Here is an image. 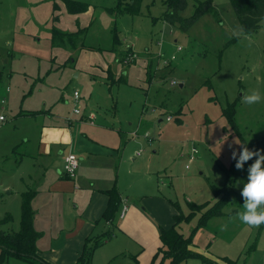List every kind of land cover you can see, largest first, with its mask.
I'll list each match as a JSON object with an SVG mask.
<instances>
[{
  "label": "rangeland",
  "instance_id": "rangeland-1",
  "mask_svg": "<svg viewBox=\"0 0 264 264\" xmlns=\"http://www.w3.org/2000/svg\"><path fill=\"white\" fill-rule=\"evenodd\" d=\"M70 1L86 4L87 10L68 13L64 0H0V97L6 93V106L0 107L6 117L0 125V162L4 166L0 168V231L19 228V170L12 163L20 155L15 141L37 135L48 116L41 112L44 108L53 111L57 104L60 115L69 114L73 91L87 100L93 87L98 95L97 101L91 100L96 104L93 112L101 118L117 116L134 131L132 148L140 150L137 163L167 172L164 191L171 203H177L184 215L190 212L188 202L203 205L180 226L195 254L178 264H264V224L250 227L235 218L243 210L241 190L252 163L245 161L244 169L237 170L231 158L232 148L240 147L234 140L251 149L264 135V100L248 105L242 99L253 90L264 96V18L254 32L245 29L252 39L249 44L230 38L231 29L241 23L229 0H212V10L185 32L162 21L164 0H142L137 14L116 13L117 0ZM186 1L183 17L191 16L194 8L193 0ZM121 2L124 5L128 0ZM55 28L83 33L75 44L68 47L67 42L63 47L51 41ZM178 45L181 50H176ZM87 47L101 50L82 52ZM129 55L133 59L125 64ZM82 56L93 61L101 56L103 61L115 58L117 68L140 67L149 57L158 61L151 82L145 79L140 87L134 73L126 69L125 75L121 71L112 74L109 69L110 83H98L97 77L91 83L82 69L77 76L80 67L76 60ZM24 109L32 114L21 115ZM118 121L112 123L107 117L110 125L106 126L116 127ZM104 136L109 141L116 137L109 132ZM191 146L198 150L195 159L185 155ZM224 194L228 200L221 214L204 218L200 224L203 214ZM49 215L46 220L38 216L46 230L37 240V248L45 253L54 245L46 236L54 235L59 227L54 209ZM2 250L0 247V264H31ZM110 264L135 263L132 258L122 261L116 256Z\"/></svg>",
  "mask_w": 264,
  "mask_h": 264
},
{
  "label": "crops",
  "instance_id": "crops-1",
  "mask_svg": "<svg viewBox=\"0 0 264 264\" xmlns=\"http://www.w3.org/2000/svg\"><path fill=\"white\" fill-rule=\"evenodd\" d=\"M99 50L100 47H87L82 52L98 53ZM112 56L115 57L114 54ZM110 59L112 58L103 61L101 56V60L93 61L89 56H82L79 60L81 66L76 60L80 68L75 74L79 76L82 69L91 83L94 77L100 79L98 83H110L108 79L116 71H121L122 75L128 72L137 77L135 84L140 87L141 84L144 85V59L140 67L135 68L130 64L117 68L115 58L114 61ZM133 63L135 64V60ZM109 69L112 73L110 75ZM78 93V102L75 103L71 98L72 111L69 114L60 115L61 110H57V104L53 111L44 108L40 111L48 116L43 118L41 125L40 121L37 124L40 125L37 135L31 134V137L21 142L15 141V144H19L16 145V150L20 155L17 154L20 157L18 160L11 162L16 166L15 170H19V184L16 188L21 193L34 192L31 199L34 228H39L36 226L40 223L38 216L42 215L46 220L52 209L58 215V230L54 235L46 236L54 241L51 251L45 253L38 248V254L52 264H73L87 236H96L112 228V238L105 239L95 247L91 264H110L116 256H120L122 261L132 258L135 264H159L161 253L156 257L154 255L161 246L160 228H168L176 214L164 191L168 181L167 172H159L145 163H137L136 157L140 155V150L133 151L132 148L134 137L131 135L134 131L121 124L117 116L106 115L101 118L95 110L93 112L96 104L91 103V100L98 99L93 87L88 92L87 100H81L80 92ZM5 94L3 92L0 99L5 98ZM5 106L6 104L0 107ZM58 107L61 108V104ZM74 108H79L80 113H75ZM31 114L30 110L24 109L21 115ZM107 117L112 123L118 121L119 124L108 128L106 125L110 124ZM125 117L132 119L128 114ZM5 120L0 121V125ZM106 132L115 134L116 137L112 141L105 140ZM67 154H75L79 158L78 168L72 178L62 171L64 156ZM23 157L26 158L24 162L20 161ZM17 161L18 164L15 165ZM3 167L0 162V168ZM113 186L118 190L120 201L112 221L105 222L101 219L108 204L105 190ZM133 193L135 195L129 196ZM123 206L127 209L123 217H120ZM39 225L40 228L35 229L40 230L43 236L46 223ZM189 248L192 250L190 246Z\"/></svg>",
  "mask_w": 264,
  "mask_h": 264
},
{
  "label": "trees",
  "instance_id": "trees-1",
  "mask_svg": "<svg viewBox=\"0 0 264 264\" xmlns=\"http://www.w3.org/2000/svg\"><path fill=\"white\" fill-rule=\"evenodd\" d=\"M116 13H130L137 14L140 10V4L142 0H128L126 4L121 5L122 0H117ZM232 7L235 10L236 17L249 32H254L258 23L264 18V0H229ZM65 8L68 13L77 14L83 13L87 10V5L83 3H76L75 1L64 0ZM186 0H164V11L161 19L166 21L172 26L178 27L181 31H187L193 26L201 16L212 10V0H193V13L189 17H183L181 11L186 7ZM113 11V10H111ZM81 32H64L61 30L53 29L51 41L54 44L68 47L75 44L77 39H80ZM64 42V43H63ZM124 58V57H123ZM122 61V60H121ZM134 61V60H133ZM157 59L149 57L145 65V79L147 82H151L157 66ZM233 111L229 117L232 118ZM251 149H258L264 153V135L252 146ZM256 156H253L247 163H252ZM264 166V164H262ZM108 196V204L101 219L105 222L112 221L114 214L117 210L120 195L115 186L111 189L105 190ZM34 195L33 191H26L21 193V211L19 228L17 230L0 231V247L4 253L11 254L13 256L20 257L21 259L30 262L31 264H52L44 260L38 254L37 240L41 236V232L37 231L33 226V214L34 211L31 207V199ZM228 200L227 194L222 196V199L210 207L204 214L200 221L203 223L204 218L213 215L221 214V207L226 204ZM176 210V214L173 216L172 224L168 228H160L159 238L161 246L157 249L155 257L161 253V259L159 264L165 263L166 258H170L169 264H178L180 261L193 256L195 253L189 248L190 238L183 236L181 232V224L188 222L189 218L199 210L203 205H195L192 202H188L190 212L187 215L182 214L180 207L177 203L173 204ZM112 229L109 228L101 234L96 236H87L84 239L82 250L73 264H91L92 254L96 246L102 243L105 239H108L112 234Z\"/></svg>",
  "mask_w": 264,
  "mask_h": 264
},
{
  "label": "clouds",
  "instance_id": "clouds-1",
  "mask_svg": "<svg viewBox=\"0 0 264 264\" xmlns=\"http://www.w3.org/2000/svg\"><path fill=\"white\" fill-rule=\"evenodd\" d=\"M230 38L244 39L249 44L252 43L251 36L245 31L243 25L237 23L231 29ZM243 103L252 105L264 100V96L258 90H253L251 93L245 92L243 94ZM234 144L239 145V149L232 148L231 158L236 161L235 168L237 170L244 169V162L256 156L252 164L249 166L247 182L241 190L243 197V210L236 213L235 218L241 223L250 227H259L264 224V153L260 150L249 149L246 144H241L237 140L233 141ZM237 153L239 159L237 160Z\"/></svg>",
  "mask_w": 264,
  "mask_h": 264
},
{
  "label": "built area",
  "instance_id": "built-area-1",
  "mask_svg": "<svg viewBox=\"0 0 264 264\" xmlns=\"http://www.w3.org/2000/svg\"><path fill=\"white\" fill-rule=\"evenodd\" d=\"M176 50H181V47L179 45L176 46ZM172 57H173V55H172ZM131 59H133V57L131 55H129L128 58H125L123 60V62L125 64L129 63L132 61ZM170 83L173 84L174 81L171 80ZM6 89H8V88H6ZM78 98H79V93L77 91H74L73 92V99H74L75 103L78 102ZM0 104L1 105L5 104V98L0 99ZM74 112L80 113L79 108H74ZM169 119L170 118L167 117V120H169ZM4 120H5V115L0 114V121H4ZM197 153H198L197 148L194 146H191L185 155L189 159H195ZM137 154H138V152H137ZM78 165H79V158L75 154H67L66 156H64L62 171L66 176H68L69 178H72L76 173ZM185 168H188V164L185 165ZM126 209H127L126 206H123L121 208L120 213H119L120 217H123Z\"/></svg>",
  "mask_w": 264,
  "mask_h": 264
}]
</instances>
